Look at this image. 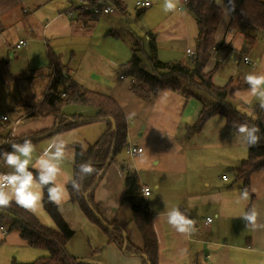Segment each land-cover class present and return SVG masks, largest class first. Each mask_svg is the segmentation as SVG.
Returning <instances> with one entry per match:
<instances>
[{
    "label": "crops",
    "instance_id": "crops-1",
    "mask_svg": "<svg viewBox=\"0 0 264 264\" xmlns=\"http://www.w3.org/2000/svg\"><path fill=\"white\" fill-rule=\"evenodd\" d=\"M48 1L0 0V23L4 29L0 33V53H4V46L6 48L10 46L9 48L15 51L22 50L20 55L10 56L6 52L7 57H0V59L8 62L11 74L17 79V82H23L22 88L26 83L24 87L29 89L35 81L39 83V86L44 87L39 96L33 98L34 103H40L47 92L50 74L47 66L36 69L35 65L37 64H33L31 60L29 52L31 45L29 43L40 39L44 43L45 55L47 50L60 55L46 43L48 39L44 32L45 29L50 28L51 38L58 37L60 29L67 30L68 28L73 34L92 36L96 20L103 16L100 15L96 20L88 21L86 24H83L79 19L70 18L69 22L64 21L61 26L56 27L54 24L59 20L63 11L54 14L46 23L36 18V14ZM215 1L221 7L223 14L215 34V45L211 48V59L219 61L223 59L225 51L223 53L216 52L221 41L227 48H234L231 42H227L229 39L239 43V47L234 49L235 51L241 49V52H236L238 59L236 64H232L228 79L238 78L243 86L232 97L227 98L226 102L233 108L250 113L251 106L254 103H261L260 99L253 97L250 103L245 104L236 93L248 88L245 81L247 74L264 70V37L259 34L252 45L245 46L246 41L241 30H228V7L238 4L240 0H232L231 3L230 0ZM120 2L124 6V12L118 9L116 11L125 15L126 4L124 0H120ZM149 3L151 6L152 3ZM134 8L141 10L147 7L138 9L134 2ZM30 10L33 13L28 15ZM178 10L189 12L183 6V0L182 7ZM190 13L183 14V12L177 11L167 21L169 28H166V31L169 33V30H174L173 38L175 40L192 39L194 42V46L187 43L184 50L180 49L182 55L179 61L182 62H186V57H188L186 49L194 50L196 43L197 26L193 14ZM110 25L113 27L112 22ZM135 31L132 29L133 33H136ZM156 31L157 28L154 32L149 28L144 39L148 42L152 35L155 41L156 58L164 62H167L168 59L171 61L165 55L166 53L173 55L176 50L172 47L164 53L156 44ZM19 39H23L24 44L16 48L15 43ZM139 46L142 49L141 38ZM75 48L76 46L73 47L72 55L77 52L74 50ZM242 49H246V51H242ZM243 54L247 55L249 60L254 63L253 66L242 61ZM125 59L126 56L116 61L111 60L104 55L102 47L88 41L80 45L78 62L74 68H68L66 75L81 89L111 96L121 107L126 119V144L142 148L141 153L129 156L123 147L106 166L94 190V199L98 205L100 216L107 222L114 221L117 226L123 227L128 236L134 237L130 208L123 204V180L128 172L135 171L140 190L143 187H147L149 190V194L144 198L151 212L159 247L158 264H264V227L260 226L264 225V173L257 172L250 176V193L247 201L237 203L242 183L234 187H231V184L228 187L225 186L227 189L218 188L217 198L212 197L211 190H207L211 186L210 175L213 170L217 171L216 179L219 173L220 176H226L225 180L219 177L220 185L221 182H229L228 176L221 171H228L233 178L232 182L239 181L234 180L229 168L237 165L241 159L246 157L247 147L242 144L237 133L227 125L225 118L219 114L210 117L198 131H189V127L196 121L201 110L199 97L201 96L202 99L204 97L197 91H194L196 97H185L179 92L167 88L154 95L133 91L131 89L133 80L119 66L121 61H126ZM21 63L26 66L24 69L18 67ZM47 73L49 76H43ZM63 78H60L58 88L65 84ZM227 80L221 82L222 80L213 79L218 85L224 84ZM13 106H15L14 101ZM66 107L72 112H65ZM24 108L21 110L22 115L19 108L12 111L14 120H10L7 114H5L8 117L7 121L0 120V128L8 129L9 123L13 125V128L6 130L4 136H19L28 132L52 129L53 116L26 117L29 108L23 111ZM262 111L264 116V109ZM62 112L68 117L75 115L87 120L95 116L96 109L88 105L69 103L62 107ZM18 121L24 123L13 133ZM104 129V122L98 120L78 125L52 136L42 137L34 143L36 151L33 153V162L54 137H61L68 142L69 150V158L63 162L62 168L65 175L71 177L74 164L72 144L93 143ZM9 170L5 163H0V171L7 172ZM62 179L63 177H61ZM203 184L206 187L204 189L202 188ZM248 205L250 209L255 207L260 213L255 225L246 224L240 217ZM173 207H179L182 212L188 213L190 218L195 219L196 231L194 233L191 235L180 234L167 223V212ZM57 209L67 225L73 230V236L79 230L83 232L85 230L87 232L96 231L94 225L87 221L76 203L68 200L57 206ZM32 213L43 225L54 227L51 218L43 208ZM207 217H211L209 223H205ZM73 236L69 240L70 243L68 242L66 245L67 253L72 251L69 247L72 245ZM117 249L121 251L119 248ZM184 249L186 252L182 251ZM46 254L44 249L29 246L19 236L17 230L7 231L4 226L0 225V264H11L12 260L22 263L30 262ZM128 258H131L134 264H142L137 256Z\"/></svg>",
    "mask_w": 264,
    "mask_h": 264
},
{
    "label": "trees",
    "instance_id": "trees-1",
    "mask_svg": "<svg viewBox=\"0 0 264 264\" xmlns=\"http://www.w3.org/2000/svg\"><path fill=\"white\" fill-rule=\"evenodd\" d=\"M111 2L119 11L124 12V6L120 0H111ZM183 6L193 14L197 26L194 52L188 56L186 62L158 60L155 56V41L150 35L147 42L149 70L144 68L137 52L140 50L137 39L131 47L130 58L121 65V69L133 79L131 89L142 94L154 95L164 88L177 91L185 97H196L194 91L197 90L207 93L210 101L199 97L201 110L196 121L189 127L190 132L198 131L210 117L217 114L222 115L227 125L235 132L234 125L238 126L245 122L249 125H257L260 128V142L255 146L247 147L246 157L241 159L237 165L229 168L234 180H240L242 189L247 188L250 193V176L257 172L264 173V116L262 108L260 103H254L250 109L251 113L247 114L231 107L226 100L243 86L242 82L238 78H230L224 84L218 85L213 81L215 68L206 69L207 64L211 61V48L215 45V34L222 20L223 12L218 3L215 0H183ZM72 7L74 5L70 8ZM228 10V30H241L246 41L245 46L252 45L259 34L264 37V0H240L238 4L229 6ZM99 16L82 12L71 19H79L83 24H86L88 21L96 20ZM3 30L0 23V33ZM217 47L219 53H223L227 48L223 41ZM46 55L48 73L49 69L53 67L55 75L50 80L48 90L40 103L31 105L26 117L37 118L51 115L54 118L53 127L19 136H0V152L11 151L10 143H5L2 146V142L6 138L8 142L12 143H22L24 139H31L35 143L42 137L52 136L84 123L98 120L104 122V131L96 141L86 144V151L81 148L82 144H72L74 164L71 177L77 178L79 165L88 161L93 164L96 171L83 179L80 191L74 190L70 183L67 185L70 193L69 200L79 206L89 223L102 230L106 242L115 244L125 256H137L142 264H158L157 238L151 212L140 190L137 173L135 171L128 172L123 180V203H128L130 208V220L135 228L134 237L128 236L123 227L117 226L114 221H105L100 216L98 205L94 199L95 187L106 166L126 144V119L121 107L109 95L79 88L66 76L69 66L61 61L60 55L51 50H47ZM48 73L43 76H47ZM61 77H64L65 84L58 88ZM15 81L17 79L11 74L8 62L0 59V82L8 87ZM69 103L94 107L96 109L95 116L87 120H81L75 115L68 117L62 112V107ZM15 106L11 111L16 109ZM0 163H4L2 156H0ZM43 191L42 208L51 218L54 227L43 225L31 211L16 205L15 202L9 207L0 208L1 226H4L7 231L17 230L19 236L29 246L41 248L47 252L46 255L39 256L30 262L22 263L12 260L11 264H90L67 253L66 245L73 236V230L60 215L57 205L48 201L46 187ZM249 209L248 205L246 211ZM99 217L110 227L103 226Z\"/></svg>",
    "mask_w": 264,
    "mask_h": 264
},
{
    "label": "rangeland",
    "instance_id": "rangeland-1",
    "mask_svg": "<svg viewBox=\"0 0 264 264\" xmlns=\"http://www.w3.org/2000/svg\"><path fill=\"white\" fill-rule=\"evenodd\" d=\"M135 1H148L151 2L152 5L145 9L137 10L134 8ZM76 3L77 0H49L48 3L43 8H41L38 14H36V18L46 23L47 20H49V18L54 14H58L61 11L69 9ZM124 3L126 4V14L121 15L118 11L103 14V16H100L96 20L95 27L92 30V36L73 34L68 28L67 30L60 29V34L58 35V37L51 38L49 35L50 28H47L44 30L45 35L48 39L46 43L49 47L54 48L53 50L60 54V59L64 64H68L70 68H74L78 62L81 44L92 41L93 43L98 44L100 47H102L104 50V55L108 56L111 60L116 61L118 59H123L126 56L125 60L127 61L130 56V48L133 45L134 40L137 39L139 41V39L141 38L143 49L140 48V50L137 52L141 58L144 68H146L147 70H149L150 67L147 59V41L146 39H144V36L149 28H151V31L153 32L155 28H157L156 44L164 53L172 47L174 50H176L173 55H169L168 53H166L165 55L167 56L166 58H170L171 61L180 60L179 58L182 55L180 49L184 50L185 44L189 43L191 46H194V42L192 41V39L175 40L173 38L174 30H169V33L166 31V28H169L167 21L170 20L177 13V11H179L180 13L183 12V14L190 12L177 10L176 12L165 13L163 10L164 0H124ZM180 3L181 4L178 8L182 7V0H180ZM32 13L33 11L30 10L28 15H31ZM64 21L69 22L70 17L66 14H61L59 20H57L54 25L56 27H59ZM110 22L113 23V27L110 25ZM132 29L136 30V33H133ZM135 36L137 37L135 38ZM29 45H31L32 47H30L29 51L31 60L33 61V64H37L35 65L37 66L36 69L47 66L44 43L39 39L36 42H30ZM75 46L76 48L74 50H77V52H75L76 54L74 53V55H72V50ZM9 47L10 46H7L6 48L4 46V53H0V57L6 58V52L10 56L14 54L20 55L22 53L21 49L15 51L10 49ZM236 52H241V49L235 51L234 48H226L223 59H221L220 61L211 59V61L207 64L206 69L215 68V72L213 73L214 80H222L221 82H223V80H227L229 78V70L233 63L236 64L238 59ZM187 58L188 57H186V59ZM126 61H121L119 66L124 64ZM166 61H169V59ZM29 66L31 67V65ZM18 67L24 69L26 66L21 63V65ZM22 83L23 82L16 81L15 84L11 83L7 87L0 82V114H7L10 120L15 119L14 114L11 111L13 108V101L16 103L15 108H19L20 114L22 115L21 110L24 107L26 108H24L23 111H26L27 108L31 107V105L37 104L34 103L33 98H37V96H39L44 88H42V86H39V83L37 81H35L34 85L30 86L29 89L24 87L26 83L23 84L22 88ZM197 92L200 95H204L203 99L210 101V97L207 93L201 90H197ZM64 111L72 112L71 109L69 110V108L67 107L64 109ZM28 112L29 110H27V113ZM250 113L247 112V114ZM23 123L24 122L18 121L13 133H15V131L18 130V128L23 125ZM6 130L8 129L0 128V136H4L6 134ZM216 172V170H213V172L211 173V186L207 188V190H211L210 193L214 198H217L218 188L224 189L225 186L228 187V185L230 184L231 187H234L235 185L241 183L239 182L240 180L232 182L233 178L231 174L228 173V171H221V173L228 176L229 182H221L220 185L219 177L222 178V176H220L219 173L216 179ZM202 188H206L204 184ZM123 204L128 206V203L124 202ZM131 226L135 233L134 224H131ZM93 227L96 228V231H76L71 240L72 245L69 247L72 250L68 252L70 255H73L77 257V259L90 264H134L132 262V259L128 258L129 256H125L121 251H119L117 249L118 247H116L115 244L106 242V237L98 226ZM68 242L70 243V241Z\"/></svg>",
    "mask_w": 264,
    "mask_h": 264
},
{
    "label": "clouds",
    "instance_id": "clouds-1",
    "mask_svg": "<svg viewBox=\"0 0 264 264\" xmlns=\"http://www.w3.org/2000/svg\"><path fill=\"white\" fill-rule=\"evenodd\" d=\"M179 5L180 0H164L163 10L165 13L176 12ZM227 42H231L234 48L239 47L237 41L229 39ZM245 59L247 60V57ZM245 81L248 88L238 91L236 95L245 104L250 103L251 98L257 97L261 101L260 107L264 109V70L247 74ZM234 127L244 146H255L260 142V128L257 125L245 122ZM5 143H10L11 151L0 152V156L10 170L0 171V208L9 207L15 202L16 205L36 212L43 207L45 187L48 201L60 206L70 199L67 187L69 183L74 190L80 191L83 179L96 171L93 164L88 161L79 165L77 178L66 176L62 164L69 158L68 142L61 137H54L34 162L33 153L36 146L31 139H24L22 143L8 141ZM81 148L86 151V145L82 144ZM248 198V189L244 188L239 192L237 203L247 201ZM259 215V211L253 207L243 212L240 217L246 224L255 225ZM167 223L180 234L191 235L196 231L195 219L190 218V215L182 212L179 207H173L167 212ZM182 251L186 252V249Z\"/></svg>",
    "mask_w": 264,
    "mask_h": 264
},
{
    "label": "built area",
    "instance_id": "built-area-1",
    "mask_svg": "<svg viewBox=\"0 0 264 264\" xmlns=\"http://www.w3.org/2000/svg\"><path fill=\"white\" fill-rule=\"evenodd\" d=\"M146 4H147V6H146ZM149 5H150V3L148 1H135V7L138 9L148 7ZM106 9H108L109 11L106 12L105 11ZM116 10H117V8L112 4L111 0H77V3L74 5V7L64 10L63 14H66L70 18H75L77 16V14L82 13V12H86V13H90V14H94V15H103V14L112 13ZM23 44H24V40L19 39L15 43V47L19 48ZM193 52H194V50H192V49H189V48L186 49V53L188 56L192 55ZM216 52L219 53V50L216 49ZM245 57H247V55L243 54L242 61L244 63H247V64L253 66L254 63H252L248 57L246 60ZM49 74H50V80H51L55 75L53 67H51L49 69ZM120 77H122V75H120ZM62 95H64V94H62ZM0 120L1 121H7L8 117L5 114H0ZM7 128L11 129V128H13V125L11 123H9ZM7 137H9V135ZM5 141H7V138L2 142V146L5 145ZM124 149H125V153L129 156L139 154L142 151V148L140 146L130 145V144L124 145ZM222 179L225 180L226 176L222 175ZM145 190H147V192H145ZM141 193L143 196H147L149 194L148 188L147 187L141 188ZM210 221H211V217H207L205 219V223H209Z\"/></svg>",
    "mask_w": 264,
    "mask_h": 264
},
{
    "label": "water",
    "instance_id": "water-1",
    "mask_svg": "<svg viewBox=\"0 0 264 264\" xmlns=\"http://www.w3.org/2000/svg\"><path fill=\"white\" fill-rule=\"evenodd\" d=\"M242 51H246V49H242ZM221 58V57H220ZM81 120H83V119H81ZM111 123L113 124V121L111 120ZM18 140H20V139H18ZM17 140V141H18ZM99 219L101 220V223H102V225L103 226H105V227H110L105 221H103L102 219H101V217H99ZM143 257H145V256H143Z\"/></svg>",
    "mask_w": 264,
    "mask_h": 264
}]
</instances>
